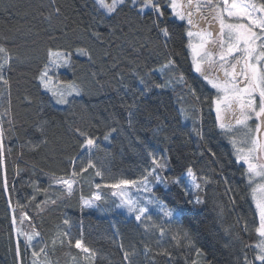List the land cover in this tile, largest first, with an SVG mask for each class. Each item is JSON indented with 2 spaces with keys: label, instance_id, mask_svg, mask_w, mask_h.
I'll return each mask as SVG.
<instances>
[{
  "label": "snow or ice",
  "instance_id": "6c2138e0",
  "mask_svg": "<svg viewBox=\"0 0 264 264\" xmlns=\"http://www.w3.org/2000/svg\"><path fill=\"white\" fill-rule=\"evenodd\" d=\"M52 3L55 4V0ZM6 11L11 12V9ZM54 13L60 16L61 8L55 7ZM121 14L122 22L114 23ZM46 19L50 22L51 15ZM90 19L85 28L71 30L73 35L79 32L75 40L63 31L60 37H50L70 42L62 47L46 48L43 64L34 79L38 87L51 94L56 104L71 106L76 97L86 94V85L75 77L73 57H87L93 65L96 62L92 47L82 46L85 39L99 46L100 59L111 60L113 71L121 63H127L137 86L125 84L123 74L116 73L115 79L120 84L117 91L123 92L120 100L125 109V122L121 124L115 113L110 114L112 124L117 126L109 127L102 140L109 141L114 133L127 129L131 137L128 147L132 151L142 150L145 166L136 178L120 177L112 178L108 183H95L88 197L81 192V210L97 207L111 198L115 210H124L143 227L145 234L158 237L155 248L143 243L141 250L125 248L121 240L116 246L124 264H138L137 257L140 256L148 264H155L157 256L171 261L172 252L161 247L163 238L173 232L171 225L184 216L195 219L198 207L206 203L201 194L209 185L222 181L233 209L239 198L249 204L251 212L250 221L237 216L238 229L235 234L231 228L227 229L229 235L238 242H243L244 235L256 238L255 243L244 244L245 254L242 258L237 257L234 264H264V0H92ZM153 35L157 43L148 55L163 56L164 61L157 68H148L145 63L147 71L141 72L139 61L149 49ZM176 35L188 53L191 78L178 63L179 54L170 47ZM8 45L9 40L4 37L0 41V84L10 90L6 72L11 71L14 63H23L30 57L22 56L17 48ZM58 68L72 69L74 78L53 84L50 72ZM99 75L91 73L95 84L103 87ZM157 75L160 82L155 79ZM169 89L180 90L178 115L193 121L189 132L177 127L173 136L183 138L182 146H187L194 136L200 151L193 155L204 157L207 153L211 163L217 166L209 172L197 170L193 163H187L177 175H164L172 171V157L167 150H153L145 139L135 134L138 117L146 115L149 120H160L158 109H151L147 100L155 90ZM3 95L0 92V96ZM188 102L191 106H184ZM205 105L209 112H214L213 126L207 131L203 126ZM42 112L43 108L31 125L25 127L24 123L17 125V114L10 102L0 110V191L5 195L9 210L12 229L9 240L13 245L10 250L14 264H58L51 257L57 249L64 248L77 250V255L70 257L71 264H96L99 252L85 243L82 226L78 238L73 234L68 218L63 219L62 225L47 238L40 227L46 212L63 205L76 195L78 188L82 189L89 170H93L95 177L105 179V169L92 159L93 153L100 148L101 137L93 135L90 128L97 125H68L74 135L82 138L79 147L82 153L88 154V159L86 164L78 165L79 156L68 157L69 169L57 175L55 169L45 171L42 163L33 162L29 166L27 161H22L25 149L36 153L48 147L49 130L57 122L44 119ZM213 135L227 140L230 148L227 155L232 157L230 163L239 165L243 189L234 188L224 175L223 157L210 146ZM14 147H18L19 152L10 185L7 159L13 155ZM48 159L52 157L46 153L45 160ZM21 162L25 165L23 168ZM41 177L47 179V186L40 182ZM17 179L21 188L30 189V192L24 202L17 199L14 203L12 194L20 191L16 187ZM241 192L244 195H240ZM32 209H35L34 213ZM151 209L156 211L159 222L153 220ZM218 216H223V208L219 209ZM170 239L176 247L195 250L200 259L193 264H214L203 249L196 247V239L189 229L177 228ZM224 246L228 248L230 243ZM249 248L254 251L252 259L246 255Z\"/></svg>",
  "mask_w": 264,
  "mask_h": 264
},
{
  "label": "trees",
  "instance_id": "16d2710c",
  "mask_svg": "<svg viewBox=\"0 0 264 264\" xmlns=\"http://www.w3.org/2000/svg\"><path fill=\"white\" fill-rule=\"evenodd\" d=\"M88 7L85 8L84 4ZM55 7L61 8V15L56 16ZM11 9V12L6 11ZM51 15L49 22L47 17ZM92 0H0V41L7 37L9 47L17 48L22 56L30 57L23 63H14L11 71L6 72L10 80V90L8 86L0 84V110L7 107L9 102L14 113L17 114V125L24 123L29 127L31 122L37 118L40 109L44 119L57 122L52 126L48 133V147L41 148L39 152H32L25 149L22 161H27L30 166L33 162L42 163L45 171L49 168L55 169L57 175L63 174L64 169H69L67 162L68 157H77V164H86L88 159L87 153H82L79 145L83 142L82 138L74 135L68 125L76 124L81 127L88 125H97L90 128L93 135L100 136V148L96 150L92 159L97 162L98 166L105 169V179L94 176L93 170L84 177V183L78 188L77 193L70 200L57 208L50 209L44 214V222L40 231L47 238L51 233L62 225L65 218L70 219L73 234L79 237L82 226L85 243L99 252V258L96 264H124L122 253L116 246L123 242L125 248L135 247L141 250L143 243H148L155 248L158 237L155 234H145L142 226H138L133 218L127 217L120 210H115V205L111 198L106 202L99 203L94 208H84L81 210L79 197L81 192L84 197H88L94 188L95 183H108L112 178H136L141 167L145 166V160L142 150L132 151L129 149L131 137L127 134V129L121 133H114L109 141H103V133L109 127H116L110 120V114L115 113L121 124H124L125 109L122 107L120 96L123 92H118L119 82L115 79L116 73H122L125 84H132L136 87L133 77L130 73L127 63H121L113 71L111 69V60L100 59V48L98 45L91 44L85 39L82 46L90 45L93 49L95 64H91L87 57L75 55L73 57L75 64V77L83 81L86 85L85 93L82 97H76L71 106L57 105L53 102L51 94L43 88L38 87V82L34 79L38 69L44 61L45 50L48 47H62L69 43L68 39H51L50 37H60L61 32H68L71 40L76 36L72 29H83L91 22ZM123 14L113 21L122 22ZM103 31V29H101ZM152 43L145 54L140 58V71H147L148 68H157L163 63V56H149L148 52L155 48L157 43L155 36H152ZM35 42V43H33ZM75 46V45H74ZM171 48L179 54L178 63L182 69L189 73L188 53L180 44L179 35L174 36V41L170 44ZM116 52L113 51V56ZM99 73V87L92 80L91 73ZM61 81H67L74 78L73 70L64 68L59 71ZM160 82V77H155ZM56 84V83H55ZM10 91V95H9ZM180 90L173 92L169 90H155L148 98L147 103L151 109H158L160 120H149L147 116L138 117V123L135 126V134L145 139L153 150H167V154L172 157V171L164 173L166 176L177 175L180 168L187 163H193L194 167L204 172H209L216 168L211 163V157L206 153L204 157L193 155L200 149L197 147L198 141L193 136L187 146H182L183 138H175L173 133L177 127L183 132H189L193 127L191 119L184 120L177 113L178 104L177 96ZM31 103H28V101ZM184 106L190 107V102ZM214 121V112H209L207 106L203 111V126L205 131L212 128ZM160 129L159 131L157 129ZM39 137H37L38 139ZM210 146L218 156H222V162L225 163L224 175L229 178L230 184L237 189H243L244 185L240 180V168L237 164H232V157L227 155L230 151L227 140L213 135L210 137ZM54 150V151H53ZM18 147H14L13 155L7 159V174L9 184L12 185L14 179V164L17 162ZM52 159L45 160V154ZM163 154V153H161ZM20 163V167H24ZM218 171V169H217ZM27 179V177H24ZM219 179V177H217ZM40 182L47 186V179L41 177ZM19 192H13V202L19 199L24 202L25 196L30 189L21 188L19 179L16 181ZM107 191V190H105ZM206 203L199 206L195 219L191 216H184L180 221L171 225L173 232L168 233L161 241V247L168 248L173 258L169 261L165 257L157 256L155 264H193L200 257L197 256L194 249L176 247L170 237L177 228L183 227L189 229L195 239L196 247L203 249L208 254L209 259L214 264H234L237 257H243L245 251L244 244L255 243V237L250 235L243 236V242H238L229 235L227 229L231 228L235 234L238 225L236 218L238 215L244 216L251 220L249 204L237 199L235 209L229 201V194L225 193L223 182L213 183L206 188L205 193L201 194ZM240 195H244L243 192ZM223 208V216H218V211ZM35 209H32V213ZM153 220L159 222L155 212H151ZM39 221V218H37ZM118 230V231H117ZM12 229L9 224V210L5 195L0 191V264H14L12 244L9 236ZM230 243V247L225 248V244ZM23 247V245H22ZM77 255L74 248L57 249L51 257L52 260L58 261V264H71L70 257ZM249 259L254 256V251L249 248L246 250ZM138 264H148L142 256L137 257Z\"/></svg>",
  "mask_w": 264,
  "mask_h": 264
},
{
  "label": "rangeland",
  "instance_id": "374dc122",
  "mask_svg": "<svg viewBox=\"0 0 264 264\" xmlns=\"http://www.w3.org/2000/svg\"><path fill=\"white\" fill-rule=\"evenodd\" d=\"M64 68H58V69H55L54 71L50 72V75L52 76L53 78V84L57 83L58 81H61L60 80V77H59V71H62ZM54 102V100H53ZM55 103V102H54ZM58 105V104H57ZM122 213H124L127 217H130L132 218L131 216L127 215V213L124 211V210H120ZM151 212H155L154 209H151ZM25 227H27V225H25ZM14 235V234H13Z\"/></svg>",
  "mask_w": 264,
  "mask_h": 264
}]
</instances>
